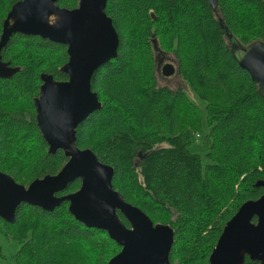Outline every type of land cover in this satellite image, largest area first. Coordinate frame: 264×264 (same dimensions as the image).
I'll return each instance as SVG.
<instances>
[{"label":"trees","instance_id":"obj_1","mask_svg":"<svg viewBox=\"0 0 264 264\" xmlns=\"http://www.w3.org/2000/svg\"><path fill=\"white\" fill-rule=\"evenodd\" d=\"M16 1L0 0V33ZM77 3L57 1L68 9ZM105 13L118 34L117 57L91 77L101 108L77 126L76 145L113 167V188L125 201L173 227L171 264H208L225 222L262 194L255 183L264 179V99L230 45L264 46V0H218L215 11L208 0H107ZM153 40L204 108L183 88L158 85ZM1 56L19 70L0 78V171L27 185L67 160L60 149L48 153L34 98L41 73L67 79L60 68L68 55L63 44L16 33ZM193 135L204 164L189 148ZM0 236L18 245L15 264H106L120 250L106 231L77 221L67 201L53 211L21 203L13 223L0 218ZM244 264L258 263L246 257Z\"/></svg>","mask_w":264,"mask_h":264},{"label":"water","instance_id":"obj_2","mask_svg":"<svg viewBox=\"0 0 264 264\" xmlns=\"http://www.w3.org/2000/svg\"><path fill=\"white\" fill-rule=\"evenodd\" d=\"M58 0H18L12 4L0 33V78L10 79L19 68L4 61L1 49L11 36L20 33L66 46L67 61L60 70L67 79L57 81L41 73L38 96L34 98L35 119L48 153L62 150L66 162L55 174H46L24 185L0 171V218L15 221L21 203L53 211L68 202L70 214L84 226L107 232L120 250L106 264H171L174 243L170 224L154 223L140 208L125 201L113 188V167L101 162L90 148L76 145V128L101 108L91 89L93 73L117 57L119 38L111 18L105 13L107 0H78L77 6L60 7ZM213 10L218 0H208ZM154 49L156 41L153 40ZM237 64L250 75L264 99V46L257 40L247 46L232 42ZM177 73L172 63L163 67L166 77ZM79 187L57 196L75 180ZM256 199L244 201L225 222L213 247L208 264H244L246 257L264 264V179ZM117 211L129 223L126 226ZM255 218V219H254Z\"/></svg>","mask_w":264,"mask_h":264},{"label":"rangeland","instance_id":"obj_3","mask_svg":"<svg viewBox=\"0 0 264 264\" xmlns=\"http://www.w3.org/2000/svg\"><path fill=\"white\" fill-rule=\"evenodd\" d=\"M162 56L164 57V59H168L170 63H173L174 65L176 64V61L171 54H163ZM155 71H156V78H157V82L159 86H166L171 89L183 88L186 94L188 95V97L190 98V100H192L197 105L201 106V108H204L205 106L204 102L199 97H197V95L194 92H192L188 88V86L182 80L180 75L173 74L171 76L166 77L162 74V72L159 73L157 72V70ZM208 129H209V126L206 123V120L204 119L202 128L199 131V133L201 135H204L208 131ZM189 148L193 152H196L200 155L203 164L207 162V157L205 156V150L201 146V144H199V137L197 138L196 136L194 137V135L192 136V143L189 146ZM0 245H1V250H2V256L0 257V263L1 264H15L13 254L17 250L18 245L15 242H12L11 240L3 236H0Z\"/></svg>","mask_w":264,"mask_h":264},{"label":"flooded vegetation","instance_id":"obj_4","mask_svg":"<svg viewBox=\"0 0 264 264\" xmlns=\"http://www.w3.org/2000/svg\"><path fill=\"white\" fill-rule=\"evenodd\" d=\"M163 54H167V53H164L161 50H157L154 53L155 70H157V72H159V73H161L163 71V67L165 66V64L170 63L168 61V59H164V57L162 56ZM174 67L176 68V65H174ZM174 74H177V73H174ZM55 80H57V79H55ZM57 81H63V80H57ZM65 194H67V193H65ZM56 195L57 196H61V195H63V193L59 194V192H58V193H56Z\"/></svg>","mask_w":264,"mask_h":264},{"label":"bare ground","instance_id":"obj_5","mask_svg":"<svg viewBox=\"0 0 264 264\" xmlns=\"http://www.w3.org/2000/svg\"><path fill=\"white\" fill-rule=\"evenodd\" d=\"M212 9V8H211ZM213 10V9H212ZM213 11H215V10H213Z\"/></svg>","mask_w":264,"mask_h":264}]
</instances>
